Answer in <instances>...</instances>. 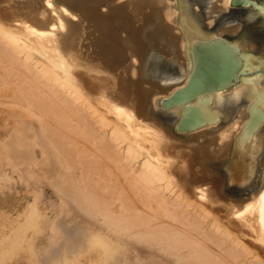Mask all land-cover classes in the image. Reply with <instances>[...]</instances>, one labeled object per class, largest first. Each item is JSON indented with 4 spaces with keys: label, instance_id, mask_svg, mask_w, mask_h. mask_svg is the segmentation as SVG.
<instances>
[{
    "label": "bare ground",
    "instance_id": "obj_1",
    "mask_svg": "<svg viewBox=\"0 0 264 264\" xmlns=\"http://www.w3.org/2000/svg\"><path fill=\"white\" fill-rule=\"evenodd\" d=\"M259 23L264 0H0V170L51 174L92 223L66 231L97 245L89 264L121 246L168 264H264L249 243L264 240V147L254 190L231 194L264 134ZM153 49L181 76L141 86Z\"/></svg>",
    "mask_w": 264,
    "mask_h": 264
},
{
    "label": "rangeland",
    "instance_id": "obj_2",
    "mask_svg": "<svg viewBox=\"0 0 264 264\" xmlns=\"http://www.w3.org/2000/svg\"><path fill=\"white\" fill-rule=\"evenodd\" d=\"M238 9L239 7H230L224 14L234 15L238 13ZM257 26L258 34L264 36L263 23H259ZM146 30L144 29L145 32ZM261 48L264 49V44ZM151 51L147 60L144 61L145 69L147 68L145 71L148 82L144 79L141 86H148L151 83L157 82L168 84L173 78L181 76V73L175 69L170 57H167L159 49ZM170 113V116L167 118L171 119L175 117L173 112ZM257 138L252 147L249 162L250 170L247 176L248 182H244L243 184L237 183L235 184L236 186H231V194L238 198L253 191V187L258 183L260 178L264 134H259ZM13 170L8 164L0 170V264H89V259L92 262L93 260L95 261L97 257L95 251L97 245L95 247L92 245L94 241L90 238L85 239L82 236L76 237L78 236L77 234L73 237L66 232L72 229V231L78 232L77 229L79 227L87 228L88 231L89 226L93 228L92 223L89 221L85 222L73 204L62 199L60 193L52 186L51 181L54 178L51 174L45 171L42 172V170L38 172L34 167H30L29 169L25 165L22 166V164ZM21 173L24 175L22 176ZM223 176L225 182H227L228 176L225 174ZM23 177L24 179H22ZM197 196L196 202L192 199H196L195 196L190 197L192 199L191 203L198 205L197 201L199 200L204 206L201 200L205 197L202 195ZM29 205H35L37 209L35 210L39 211L43 217L39 215L40 213L36 212L37 216L36 214L35 216L37 218H32V226L26 229L21 224L25 222L24 212L31 210ZM233 218H237V215H234ZM236 220L239 219L233 221ZM38 224H40L39 228ZM239 227L241 226L239 225ZM18 231L21 233H18ZM16 238L19 240L17 245L15 243ZM249 239V243L253 247L252 249L255 248L256 252L258 250L257 253L259 255L255 251L253 252L256 256L262 255L260 257L264 259V242H262L264 240L257 241L259 238L257 239V236L254 235L253 238L250 237ZM118 253L120 254H118L119 256L114 254L115 256L113 255L103 264H168L160 257L142 253L138 250L136 251V249H128L121 246L118 249ZM111 259L113 260L111 261Z\"/></svg>",
    "mask_w": 264,
    "mask_h": 264
},
{
    "label": "water",
    "instance_id": "obj_3",
    "mask_svg": "<svg viewBox=\"0 0 264 264\" xmlns=\"http://www.w3.org/2000/svg\"><path fill=\"white\" fill-rule=\"evenodd\" d=\"M202 1H204V0H202ZM236 7H239V6L237 5ZM170 114H171V113H169V115H165V116L168 117V116H170Z\"/></svg>",
    "mask_w": 264,
    "mask_h": 264
}]
</instances>
